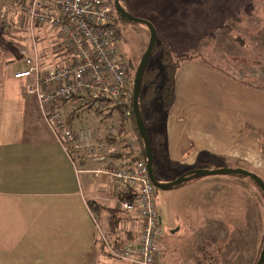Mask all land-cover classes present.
Masks as SVG:
<instances>
[{
    "label": "rangeland",
    "instance_id": "obj_1",
    "mask_svg": "<svg viewBox=\"0 0 264 264\" xmlns=\"http://www.w3.org/2000/svg\"><path fill=\"white\" fill-rule=\"evenodd\" d=\"M14 2L18 6L23 4ZM110 3L112 22L114 24L116 18L115 24H119H116L119 38L116 37L114 46L120 58L130 65L132 93L135 70L147 47L149 31L143 24L118 21L114 0ZM119 3L134 17L149 20L156 29V44H166L172 58L179 60L170 108L166 111L160 109L155 100L142 107L154 161L163 157L160 131L164 128V138L173 148L182 146L181 154L186 157L194 152L192 138L200 135L204 125L212 126L208 132L213 136L214 146H223L232 153L243 149L242 141L248 130L239 109H256L259 102L264 106V0H120ZM2 6L6 7V13L0 19V129L4 128L7 141L21 140V145H10L9 141L6 146H0V153L7 161L15 160L16 167L12 170L6 166L2 184H9L21 164L24 169L28 158L37 166L41 181L35 189H44V185L50 184L51 178L58 177V174L66 182L65 172L73 170L76 184L82 187L84 197L92 202L87 215L95 258H84V249L81 250V244L76 242L67 251L71 260L76 259L71 264H82V260L86 264H129L108 256L100 241L99 230L109 239L113 237L108 209H112L121 225L125 224L127 214L118 210V203L114 200L118 185L108 175L95 173L114 159L93 160L81 149L69 148V155L63 152L42 119L34 96L25 93V86L31 84L32 79L12 76L14 72L27 68L18 54L21 49L29 50L32 43L26 14L13 6L12 0H0ZM33 38L42 68L50 70L67 60L59 46L58 30L36 25ZM160 58L161 51H158L149 58L148 65L162 73ZM110 105L99 111L94 101L89 103L88 98L82 97L62 102L55 110L64 114L66 124L72 130L81 125L104 129L115 124L114 141H107L109 136H105L101 143L114 148L118 154H125L137 140L136 125L128 116L129 108L125 118L117 111L112 112ZM1 170L0 167V173ZM158 172L157 163L155 173ZM227 177L239 179V184L229 186L228 201L224 197L228 209L224 210L222 219L229 223V239L220 240L217 232H213V226H208V239L198 249L199 242L191 232L189 192L183 190L190 182L168 190L154 187L161 218L159 247L163 264L256 263L264 239V215L262 219L258 218L259 212L263 211L264 197L252 180L240 175ZM46 178L48 183L45 184ZM69 181L71 183L72 178ZM219 214L217 210L212 214L217 224L222 220Z\"/></svg>",
    "mask_w": 264,
    "mask_h": 264
},
{
    "label": "built area",
    "instance_id": "obj_2",
    "mask_svg": "<svg viewBox=\"0 0 264 264\" xmlns=\"http://www.w3.org/2000/svg\"><path fill=\"white\" fill-rule=\"evenodd\" d=\"M110 1L28 0L19 6L13 2L26 14L32 43L29 50L21 49L18 53L27 68L12 76L32 79L25 86V93L34 96L42 119L63 152L69 155V148L81 149L93 160L114 159L95 173L108 175L118 185V210L131 214L128 230L133 236L127 239L116 233L109 239L99 230L107 255L129 264H163L159 247L161 218L146 158L137 148V141L130 151L118 154L101 143L105 136L115 133V124L104 129L81 125L72 130L64 114L55 110L62 102L82 97L93 99L99 111L109 103L112 112L130 105L129 67L114 46L116 34ZM5 13L6 7H0V19ZM36 25L58 30L59 46L67 56V60L50 70L40 64L33 38Z\"/></svg>",
    "mask_w": 264,
    "mask_h": 264
},
{
    "label": "crops",
    "instance_id": "obj_3",
    "mask_svg": "<svg viewBox=\"0 0 264 264\" xmlns=\"http://www.w3.org/2000/svg\"><path fill=\"white\" fill-rule=\"evenodd\" d=\"M256 107L264 106L259 102ZM257 108L239 109L248 132L242 141L244 148L236 153L226 148L224 150L223 146H214L213 136L208 132L212 126L204 125L200 135L192 138L194 152L186 157L181 154L182 146L178 148L176 145L173 148L164 138V128L165 131H160V153L163 157L160 161H154L155 164L158 163L159 168V172L154 173L157 180L167 182L197 168H242L257 174L264 181V140L260 141L261 138L264 139V109ZM4 137V128H1L0 146H6L9 141L10 145H21L20 139L7 141ZM226 142L228 143L227 140ZM151 150L153 155L152 146ZM48 157L49 155L46 159ZM27 160L24 169L22 170L21 164L9 184H2L6 166L12 170L16 167L15 160L7 161L0 153V264H71V261L76 259L71 260L72 257L67 255V251L70 245L76 242L81 244V250L84 249V258L94 259L95 249L91 244V227L87 215L92 202L84 197L82 187L76 184L73 170L65 172L66 182L60 179L58 174V177L51 178L50 184H46L47 178L43 181L48 185H44V189H35V185L41 182L38 179L37 166L30 158ZM227 176L231 175L199 177L191 179L188 181L189 185L183 187L184 192H189L191 232L199 242L197 249L208 239V226H213V232H217L220 240L229 239V223L223 221L224 210L228 209V202L224 203V197L228 201L229 186L239 184V179ZM69 178H72L71 183ZM117 199L118 195L114 200ZM214 210L219 211V219L223 218L218 224L212 218ZM262 210L259 212V219L264 215V207ZM130 218L131 214L127 213L125 224L117 227V235L128 237ZM202 227H206V230H202ZM130 236L133 234L129 233ZM81 263L86 264V261L82 260Z\"/></svg>",
    "mask_w": 264,
    "mask_h": 264
},
{
    "label": "water",
    "instance_id": "obj_4",
    "mask_svg": "<svg viewBox=\"0 0 264 264\" xmlns=\"http://www.w3.org/2000/svg\"><path fill=\"white\" fill-rule=\"evenodd\" d=\"M119 1L120 0H114V9H115V12L118 14V16L121 19L128 21V22L143 24L147 27L149 31V40H148L147 47L141 56V59L135 70V74L133 78L131 104H132V112L134 115L137 132L142 140L144 150H145L146 166H147L149 179L152 182L153 186L160 190H168L186 181L199 178V177H204V176H209V175H240V176H243V177H246L252 180L257 185V187L260 189L264 197V181L257 174L251 171L242 169V168H214V169L197 168V169H192L176 177L175 179L167 181V182H159L157 180L153 172V169H152L153 155H152L151 145H150L149 137L146 132L144 120L140 114V109H139V104H138V98H139V93L141 89L143 73H144L145 67L149 61L151 52L157 40L156 29L149 20L134 17L133 15L125 11V9L120 5ZM255 264H264V239H263V243H262V247H261L258 259Z\"/></svg>",
    "mask_w": 264,
    "mask_h": 264
},
{
    "label": "trees",
    "instance_id": "obj_5",
    "mask_svg": "<svg viewBox=\"0 0 264 264\" xmlns=\"http://www.w3.org/2000/svg\"><path fill=\"white\" fill-rule=\"evenodd\" d=\"M14 1H18L19 3H27L25 2V0H12V2ZM118 17V15H117ZM115 21L116 18L114 19ZM119 20H121L119 18ZM113 24V27L115 29V34L116 37L119 38V29L117 27V25ZM158 51H161V58H160V63L162 65V73H159L156 67H152L149 66L148 63L145 67L144 73H143V77H142V82H141V89H140V93H139V98H138V104H139V109H140V114L144 119V112H143V105H147L151 100H155L157 103H159L160 105V109L162 110H168L173 102V92H174V86H175V73L177 68L179 67V60H174L172 58V55L170 53V49L166 46V44H155L152 52H151V56L150 59L152 57V55H155L158 53ZM130 65L128 64V67ZM88 98V97H83ZM89 99V103L94 101L91 98ZM88 103V101H87ZM131 105V103H130ZM129 108V109H128ZM126 109L129 110V114L128 116H131L133 121L135 122L134 119V115L132 112V107H126V108H122V107H117L116 110L118 113H120V115H122L123 117ZM113 110V109H112ZM126 118V117H125ZM135 125V124H134ZM135 130H136V134H137V140L138 141V148L141 151V153L145 156V150H144V146L142 143V140L137 132V128L134 126ZM107 141H114V136H109L107 139ZM146 158V157H145ZM152 169L153 172L155 173V162L153 160L152 163ZM253 182V181H252ZM254 183V182H253ZM118 198L121 196L119 194ZM110 210V216L109 218V224H110V228L112 230L113 235L116 234L117 231V227H120V220L118 218H116L113 215V211L112 209H108ZM128 237H126L127 239L132 238V236L129 237V232H127Z\"/></svg>",
    "mask_w": 264,
    "mask_h": 264
},
{
    "label": "flooded vegetation",
    "instance_id": "obj_6",
    "mask_svg": "<svg viewBox=\"0 0 264 264\" xmlns=\"http://www.w3.org/2000/svg\"><path fill=\"white\" fill-rule=\"evenodd\" d=\"M119 17V16H118ZM120 18V17H119ZM121 19V18H120ZM118 21H121V20H118ZM122 21H123V19H122ZM117 25H119L118 23H116Z\"/></svg>",
    "mask_w": 264,
    "mask_h": 264
}]
</instances>
